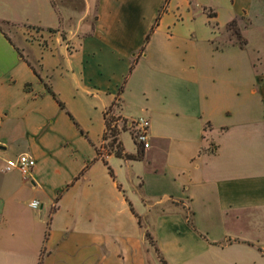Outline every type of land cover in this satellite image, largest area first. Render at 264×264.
<instances>
[{"label":"crops","instance_id":"0c3cea01","mask_svg":"<svg viewBox=\"0 0 264 264\" xmlns=\"http://www.w3.org/2000/svg\"><path fill=\"white\" fill-rule=\"evenodd\" d=\"M10 1L0 0V264H147L148 248L177 236L264 257L227 226L264 225V63L244 52L256 3L264 46V0H20L23 18ZM242 18L244 42L220 40ZM105 109L147 119L138 159L103 147ZM21 153L34 159L26 178L4 169ZM152 218L165 239L145 227Z\"/></svg>","mask_w":264,"mask_h":264},{"label":"rangeland","instance_id":"374dc122","mask_svg":"<svg viewBox=\"0 0 264 264\" xmlns=\"http://www.w3.org/2000/svg\"><path fill=\"white\" fill-rule=\"evenodd\" d=\"M21 4L22 2L20 0H11L10 2H8V4H6V11L8 12L9 16L23 18V12L19 9L21 7ZM252 8L255 11L256 18L254 19L252 27H250V29L246 32L252 44L246 46L244 52L249 54L252 58L257 57L260 61L262 60L263 64L264 46L260 47L259 45L260 8L258 3L254 4ZM85 19L88 22H91L92 13L85 16ZM243 21H245L244 18H242V20L234 19V23L232 25L225 26L220 40L227 41L229 39V41H234L238 45H241L244 42V38L238 30V25ZM13 24L14 23H1V27L9 30L11 33H16L15 35L23 37V28H19L17 27V25L13 26ZM233 29L237 30V34L233 32ZM253 44H257L258 47L254 48L252 46ZM112 114L113 113L109 112L107 115ZM117 124L121 126L123 123L120 120ZM131 136L132 135L130 128L124 125V131L120 133V137L124 145L128 148L132 146ZM25 177H27V175ZM30 211L38 214L40 210L38 208H35L31 209ZM45 211V209L42 210V218L45 217ZM193 225L194 228L189 227V225L187 226L197 235L201 237L205 235V233L198 229L195 224ZM227 226H229L231 229H238L239 233L245 235L246 237H249L254 241L258 240V245H262V248H264V225H249L247 221L241 220L237 223H229L227 224ZM145 227L149 232H151L154 239H165V237L167 236V230L164 229L163 225L160 224V222L155 218L149 219V221L145 224ZM177 240L178 241L175 242V244H172V246L169 245L164 252L161 250L159 251L160 255L164 258L167 264H264V257H262L253 247L251 249H246L240 252L231 251L230 254H222L213 251H204L193 242L191 243L189 241H181L180 236H177ZM157 256L158 253H155L152 248H148L147 264H162Z\"/></svg>","mask_w":264,"mask_h":264},{"label":"trees","instance_id":"16d2710c","mask_svg":"<svg viewBox=\"0 0 264 264\" xmlns=\"http://www.w3.org/2000/svg\"><path fill=\"white\" fill-rule=\"evenodd\" d=\"M158 13L155 16L154 22L157 21ZM208 15L210 16L211 14H208ZM233 23H234V19H231L227 23V25H232ZM233 32L237 34L236 29H233ZM147 36H148V33L146 34L144 40L147 38ZM142 49H143V45H141L139 52L142 51ZM33 71H34V69H33ZM120 88L121 87H119V90H120ZM107 111H108V109H105V111L103 112V119H104V130L102 133V145H103V147L106 149L107 153H112L113 155L120 157L122 159H138L141 156L140 148L137 146V149L134 153H129V152H126L124 150L120 140L118 139V133L120 130H124V124H122L119 127L112 125L111 122L113 120H115L117 117L116 116L113 117V114L107 115ZM121 120L124 121L125 119H121ZM98 152L99 151L97 150V154H98ZM101 159L104 161V159L102 157H101ZM107 169H108L109 173H111L109 166H107ZM185 217H186L185 220H186L187 225H189L191 228H194V225H193L191 218H189L187 216H185ZM137 222H138V219H137ZM144 236L148 240V242L153 245V241H152L151 236L147 230H144ZM154 250H155V253H158L157 257H158L159 261L162 264H167L166 261L164 260V258L159 254L157 247L154 246Z\"/></svg>","mask_w":264,"mask_h":264},{"label":"built area","instance_id":"2783aa9c","mask_svg":"<svg viewBox=\"0 0 264 264\" xmlns=\"http://www.w3.org/2000/svg\"><path fill=\"white\" fill-rule=\"evenodd\" d=\"M117 118L111 122L112 125L119 127ZM122 123L131 130L132 139L139 148H146L148 146V121L144 116H136L131 119L121 120ZM34 164V159L25 153L18 154L13 164H6L4 169L14 166L23 178L28 175ZM39 202L36 199H31L28 205L31 208H37Z\"/></svg>","mask_w":264,"mask_h":264}]
</instances>
